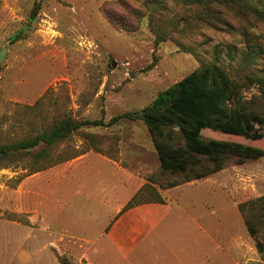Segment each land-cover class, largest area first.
Listing matches in <instances>:
<instances>
[{
  "label": "rangeland",
  "instance_id": "1",
  "mask_svg": "<svg viewBox=\"0 0 264 264\" xmlns=\"http://www.w3.org/2000/svg\"><path fill=\"white\" fill-rule=\"evenodd\" d=\"M158 1L0 0V50L5 48L0 61V145L36 134L64 115L107 121L118 114L136 113L162 90L215 57L238 82L249 72L264 74V23L245 10L244 2L207 0L209 8L205 9V0H168L162 7ZM132 9H139L140 15L135 17ZM110 10L117 20H130L135 30L113 24L106 13ZM198 12L210 13L215 23L198 21ZM150 16L161 29H169L174 16L180 21L170 38L155 43ZM242 30L258 34L251 40L263 48L251 62L242 58L248 46ZM242 99L247 106L256 103L264 114V98L255 85L244 88ZM261 128L264 131V121ZM202 135L213 136L206 131ZM230 139L264 149V136L257 141L243 136ZM83 149L84 154L72 160L28 175L29 156L4 158L0 153V218L17 220L21 228L36 231L43 230L45 215L54 228L92 239L102 225V213L148 183L163 199L177 202L170 215L195 217L198 231L192 243L157 236L139 240L136 247L141 246L142 253L137 248L130 264H264V252L256 250L244 223V217H249L262 238V208L253 204L238 209L240 203L264 195V155L242 163L230 158L215 173L164 189L159 185L179 176L161 171L140 118L81 129L59 143L53 154ZM93 158L113 168H126L130 185L120 188L119 176H109L106 167L95 165L85 166L84 171L102 169L96 177L78 174L68 186L64 180L60 191L50 184L63 172L69 176L82 164L94 162ZM148 177L155 183L147 182ZM57 197L63 206L53 200ZM202 229L204 238L199 236ZM0 230L24 236L1 222ZM66 238H56L51 248L58 262L86 264L81 257L90 248L89 242ZM28 242L30 250H35L43 240Z\"/></svg>",
  "mask_w": 264,
  "mask_h": 264
},
{
  "label": "trees",
  "instance_id": "2",
  "mask_svg": "<svg viewBox=\"0 0 264 264\" xmlns=\"http://www.w3.org/2000/svg\"><path fill=\"white\" fill-rule=\"evenodd\" d=\"M168 0H159L162 7ZM244 2L247 10L260 23H264V1L262 0H232ZM203 8L208 9L207 0ZM108 19L123 30H135L132 22L127 19H116L113 12L107 11ZM135 17L140 15L139 9H132ZM197 20L204 24L215 23L216 18L208 12L195 14ZM187 18L183 17L182 20ZM247 19V18H246ZM176 16L169 19L170 28H158L152 21L149 23L155 35V43L171 37L177 22ZM208 24V25H209ZM246 39V51L242 58L251 62L256 53H261L260 44H255L251 38L258 34L242 30L240 32ZM250 48V49H249ZM151 66V65H150ZM255 85L264 98V74L249 72L244 75L241 82L230 76L228 71L217 62V57L162 90L149 104L136 113H122L105 121L103 118L75 119L69 115L55 120L50 127L42 128L33 135L0 145L2 157L11 154L29 156L30 163L26 166V174L54 166L82 154L85 150L73 151L71 154H53L57 145L80 131L90 127H107L116 124L123 118H140L145 124L151 137L159 161L161 171L178 175V178L160 184L161 188H171L194 179H200L221 170L226 161L235 158L238 163L246 159H256L264 155V149L230 139L232 136H243L251 141L260 140L264 136L261 123L264 121L262 110L257 104H249L242 99L243 90ZM202 131L213 136L205 138ZM85 135H89L85 133ZM223 137H220V136ZM91 137V136H88ZM155 183L151 177L147 182ZM148 183L142 185L138 191L127 201L123 209L141 202L159 201L164 199ZM149 191V196L148 191ZM258 204L264 216V195L254 200L238 205L240 211L246 205ZM248 233L255 241L258 252H264V236L258 237V231L249 217H244ZM264 223V219H263ZM65 264V260L62 259Z\"/></svg>",
  "mask_w": 264,
  "mask_h": 264
},
{
  "label": "crops",
  "instance_id": "3",
  "mask_svg": "<svg viewBox=\"0 0 264 264\" xmlns=\"http://www.w3.org/2000/svg\"><path fill=\"white\" fill-rule=\"evenodd\" d=\"M93 159L95 160L94 162L89 164L84 163L76 171L69 172V176L63 172L62 176L60 174L58 180H54L53 182L50 181V184L53 183L55 185L54 189H59L60 191L61 188L63 189L64 180L65 186H68L78 174L83 177L87 175L88 179L93 176L96 177L102 169L100 171L98 170L99 172L92 173L84 171L86 168L85 166L95 165L99 168L106 167L107 169L105 170L109 176H119L121 181L119 185L120 188L123 189L130 185L126 168L121 166L113 168L105 160H100L99 158L98 160L95 158ZM67 181H69V183ZM56 190H54L53 193H55ZM133 193L130 197L118 203L117 207L109 211L105 210L104 213H102V217L104 218L102 225L92 239L70 234L65 228H54L45 215L44 217L46 220L43 219V225L41 226L43 230L36 231L21 228L20 225L16 223L19 222L17 220L9 219L11 220L10 222L0 218V222L3 223L4 226L11 230H13V228L19 229L24 235L22 238H18V235L21 234L20 232L16 233L0 230V255H2L0 256V264H60L56 252H52L51 248L57 244L56 238L66 240L68 236L89 242L90 248L84 251L81 257V259L86 260V264H130L131 260L135 259L136 255L134 252L138 251L136 249L141 247H136V245L140 243L139 240L148 239L149 241L150 238L155 236L161 239L184 240L190 243L194 241L195 233L198 231V229L195 228V224H198L197 219L189 216L187 213H184V216L177 214L170 215L172 213L173 204H177V202H171L165 199L162 202L146 201L123 209ZM53 200H58L59 206H63L59 197ZM53 200H49L48 202L50 203V201ZM47 203L44 204V214ZM199 232V236L204 238V229ZM36 238H40L41 242L42 240L43 242L39 244L37 249L30 250V243L28 240H34ZM142 248L145 250V247ZM57 251L59 255L63 254L59 248H57ZM139 252L142 253L141 248Z\"/></svg>",
  "mask_w": 264,
  "mask_h": 264
},
{
  "label": "water",
  "instance_id": "4",
  "mask_svg": "<svg viewBox=\"0 0 264 264\" xmlns=\"http://www.w3.org/2000/svg\"><path fill=\"white\" fill-rule=\"evenodd\" d=\"M4 53H5V48H2V49L0 50V61L3 59V57H4Z\"/></svg>",
  "mask_w": 264,
  "mask_h": 264
}]
</instances>
